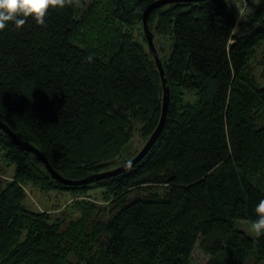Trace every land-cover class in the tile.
<instances>
[{"label":"trees","instance_id":"1","mask_svg":"<svg viewBox=\"0 0 264 264\" xmlns=\"http://www.w3.org/2000/svg\"><path fill=\"white\" fill-rule=\"evenodd\" d=\"M157 0H90L50 8L0 30V120L31 142L53 169L83 179L137 156L160 123L164 88L144 33ZM168 3L151 10L170 105L162 133L130 169L85 185L53 179L42 159L0 128L10 178L0 176V264H257L264 235V85L248 56L264 42V2ZM80 13V14H79ZM173 39L165 58V39ZM92 57L89 63L86 57ZM105 186L103 202L76 201L67 226L22 204L24 187Z\"/></svg>","mask_w":264,"mask_h":264},{"label":"rangeland","instance_id":"2","mask_svg":"<svg viewBox=\"0 0 264 264\" xmlns=\"http://www.w3.org/2000/svg\"><path fill=\"white\" fill-rule=\"evenodd\" d=\"M77 3L80 13L82 9L89 4L90 0H74ZM264 2V0H260ZM259 2V3H260ZM240 4L239 0H229V8L232 11L239 12L238 7ZM248 12L254 11L258 4L254 3L253 0H249ZM79 13V14H80ZM173 39H165V50L161 51V55L167 58L170 54V48ZM247 69L252 73L254 83L257 85H264V42L255 47L254 52L248 56ZM4 150L0 149V176L10 178L16 173V165L14 163L7 164L3 158ZM25 195L22 199V204L31 211H47L52 215V219L56 220L61 217L63 220L61 224L67 226V223L74 218L78 217L76 210V201L81 199H90L96 202H103V198L106 195L105 186H91L88 188H66L60 187L50 189H40L35 184H27L24 187ZM235 225L237 228L246 231V233L255 238V234L251 232V222L248 220H236ZM208 255L200 250L198 247L193 250V256L190 262L192 264H206ZM254 264V263H253ZM257 264H264V260Z\"/></svg>","mask_w":264,"mask_h":264},{"label":"water","instance_id":"3","mask_svg":"<svg viewBox=\"0 0 264 264\" xmlns=\"http://www.w3.org/2000/svg\"><path fill=\"white\" fill-rule=\"evenodd\" d=\"M199 1H201V0H157V1L149 4L145 9L144 16H143L144 33H145L146 41H147V44L149 45L150 51H151L152 55H154V57H155L156 64L159 68L160 77H162V84H163V88H164V96H163L164 101H163V106H162L163 111H162V115H161L160 123H159L158 127L154 130V133L152 134L150 139L145 143V145L142 147L141 151L137 154V156L132 158L131 161L124 163V164L120 165L119 168H116L113 170L94 174L92 176H88L87 178L73 180V179H70L68 177H64L57 170L53 169L49 160L45 157V155L43 153H41V151L38 148H36L31 142L29 143L28 141H25L21 138H18V136L15 134V132L1 120H0V128L7 135H9L11 138H13V140L15 141V143L17 145L21 146L22 148H24L28 151H32V152L36 153V155H38V157L40 159H42L43 164L45 165L46 169L49 171V173L51 174L53 179H56L57 181H59L60 183L66 185V186L85 185L89 182H93V181L98 180V179H106L109 176L120 174V172H123L125 170L130 169L132 165L140 162L142 160V158L144 156H146V154L150 151V149L152 148V146L155 144L156 140L158 139V137L162 133V129H163L165 122H166L165 120L167 117L168 107L170 105V100H171L170 89L167 86V77H165V66H163L161 56L159 55L157 46L154 42V33H152V31L149 27L148 15L152 9L157 8L159 6H162V5H167L168 3H179V2H189L190 3V2H199Z\"/></svg>","mask_w":264,"mask_h":264},{"label":"clouds","instance_id":"4","mask_svg":"<svg viewBox=\"0 0 264 264\" xmlns=\"http://www.w3.org/2000/svg\"><path fill=\"white\" fill-rule=\"evenodd\" d=\"M259 4L260 0H253ZM74 0H0V30L9 23L17 29L24 26L29 17L37 25L44 26L50 8H61L73 5ZM92 62V57H86ZM256 219L251 222V232L256 237L264 235V199H260L254 208Z\"/></svg>","mask_w":264,"mask_h":264}]
</instances>
